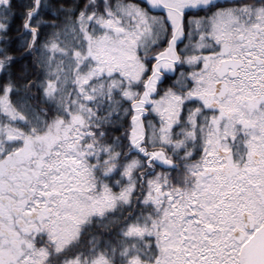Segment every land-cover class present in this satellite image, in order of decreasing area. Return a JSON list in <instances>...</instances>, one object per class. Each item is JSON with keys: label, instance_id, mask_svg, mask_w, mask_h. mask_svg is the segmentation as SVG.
Instances as JSON below:
<instances>
[{"label": "snow or ice", "instance_id": "snow-or-ice-1", "mask_svg": "<svg viewBox=\"0 0 264 264\" xmlns=\"http://www.w3.org/2000/svg\"><path fill=\"white\" fill-rule=\"evenodd\" d=\"M0 264H264V0H0Z\"/></svg>", "mask_w": 264, "mask_h": 264}]
</instances>
